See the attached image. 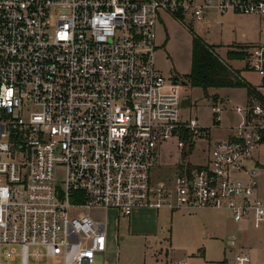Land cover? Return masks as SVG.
Wrapping results in <instances>:
<instances>
[{"label": "built area", "instance_id": "1", "mask_svg": "<svg viewBox=\"0 0 264 264\" xmlns=\"http://www.w3.org/2000/svg\"><path fill=\"white\" fill-rule=\"evenodd\" d=\"M210 11L264 18V0H0V264H93L106 231L92 209L225 210L264 227V167L255 160L264 44L246 52L260 82L231 110L241 120L223 128L222 102L211 105L212 128L227 132L215 141L210 128L181 118L183 86L154 64L162 13L201 21ZM193 138L209 144L203 164L152 185L157 147L184 149ZM71 209L86 216L70 218Z\"/></svg>", "mask_w": 264, "mask_h": 264}, {"label": "rangeland", "instance_id": "2", "mask_svg": "<svg viewBox=\"0 0 264 264\" xmlns=\"http://www.w3.org/2000/svg\"><path fill=\"white\" fill-rule=\"evenodd\" d=\"M213 13L209 14L210 18ZM260 19L263 23H259L257 18L247 19L244 29L221 25L216 21L204 24V21H196L190 15L181 16V20L164 15L162 24L156 28L155 67L166 79L180 75L178 77L183 81L182 77L190 72L192 36L206 43L204 34L208 32V39L214 40L215 49H218L217 45L221 46L219 51H215L218 57L230 67L241 70L245 78L256 85L258 76L245 69L246 58L227 60L225 51L234 42L247 43L248 47L242 48L244 52L251 48L249 46L264 44V18ZM213 92L226 96L225 103H222L225 111L220 117L221 127L239 122L242 114L231 110L244 108L245 90L220 88ZM208 93L205 98L200 88H191L188 84L183 86L180 92V116L185 120L195 119L200 126L210 128L211 139L215 141L223 138L227 132L221 128L212 129L210 107L213 104L211 100L216 96L209 90ZM192 141L184 149L178 148L176 141L163 142L157 147L156 162L150 171L152 185L170 179L184 164H203L209 144L201 138H193ZM259 151L260 161L264 164V146ZM63 181L64 171L57 169L56 185L62 186ZM260 183V192L264 194V180L261 179ZM83 216L86 213L82 210L71 209L69 212L70 218ZM89 216L106 225V249L103 254L96 255L93 264H103V256L114 264H179L182 261L187 264H222L223 261L235 264L237 254L248 255L250 264H264V227L251 218L235 222L225 210L157 211L141 208L133 210L129 217H123L115 210L92 209ZM229 238L233 239V244H229ZM29 264H58V261L45 259L41 262L30 261Z\"/></svg>", "mask_w": 264, "mask_h": 264}, {"label": "trees", "instance_id": "3", "mask_svg": "<svg viewBox=\"0 0 264 264\" xmlns=\"http://www.w3.org/2000/svg\"><path fill=\"white\" fill-rule=\"evenodd\" d=\"M174 17L181 20L179 15ZM226 56L229 60H244L247 55L244 51H232ZM182 78L191 88H200L205 98L208 96V90L214 88H245L248 96L253 94V89L240 77L239 72L219 58L214 47L195 35L192 36L190 72ZM191 148L192 146L189 150ZM188 167L192 168L189 164Z\"/></svg>", "mask_w": 264, "mask_h": 264}, {"label": "crops", "instance_id": "4", "mask_svg": "<svg viewBox=\"0 0 264 264\" xmlns=\"http://www.w3.org/2000/svg\"><path fill=\"white\" fill-rule=\"evenodd\" d=\"M211 13H213V12H208V13H206L205 14V16H204V18L201 20V21H204V24H208V23H211V22H214V21H216V22H218V23H220L221 25L222 24H225V25H229V26H231V27H234V28H236V27H241V28H244L245 29V26H244V23H246V22H248L247 21V19H258V22L259 23H263V21H262V19H260V18H262V17H253V16H244V15H236V14H233V13H226V14H218V13H213L212 15H211V18H210V15L209 14H211ZM164 15H168V16H170L169 14H165V13H162L161 15H160V25L162 24V22H163V16ZM175 18V17H174ZM209 35V33L208 32H206L205 34H204V36L206 37V44L207 45H210V46H212V47H214L215 48V42H214V40L213 39H211V38H209L208 39V36ZM246 44L247 43H243V42H234V44H232L231 46H229L228 47V49L225 51V54H227L228 52H234V51H242V48H244L245 46H246ZM256 45H261V44H256ZM218 46V49H215V51H219L220 49H221V46L220 45H217ZM246 47H248V46H246ZM249 47H252V46H249ZM247 51H245V53H246ZM246 55H247V53H246ZM226 59H227V56H226ZM227 60H229V59H227ZM232 60V59H231ZM232 69H234V70H237V69H235V68H233V67H231ZM245 69L246 70H249V68H248V66H247V63H245ZM238 72H239V75H240V77L242 78V79H244L250 86H251V88L253 89V88H255V87H257L258 86V84H259V82H260V79H259V77H258V82H257V84L255 85V84H252L251 82H249L246 78H245V76L243 75V73H241L240 71L241 70H237ZM249 71H251V70H249ZM252 72V71H251ZM254 73V72H253ZM257 75V74H256ZM178 76H180V75H178ZM178 76H175V77H178ZM178 79L180 80V78L178 77ZM181 81V80H180ZM220 88H214V89H209V92L211 91L213 94H214V96H216L215 98H214V100L212 99L211 101V104L212 103H216V102H224L225 103V101H226V96H221V95H219L218 93H214L213 91H217V90H219ZM221 89H225V88H221ZM233 89H236V88H233ZM244 90H245V92H246V102L248 101V99H249V96L247 95V91H246V89L245 88H243ZM208 95H209V93H208ZM218 96V97H217ZM246 104V103H245ZM212 129H216V128H212ZM225 130V129H224ZM210 141H214V140H212L211 139V131H210ZM263 146V145H262ZM261 147V146H260ZM259 147V148H260ZM260 156H261V154H260V151H259V149L256 151V153H255V160L257 161V163L261 166V167H264V164L263 163H261V161H260ZM264 175V172H261V176H259V182H260V180L262 179V181L264 180L263 179V175ZM260 187H261V183H260ZM260 194H261V196H263L264 197V194H262L261 192H260ZM146 209V208H145ZM206 210V209H205ZM157 211H159V210H157ZM105 231H106V225H105ZM231 241L229 242V244H233V239L232 238H229ZM171 247V246H170ZM107 252V251H106ZM166 255H168V251H166ZM156 261V260H155ZM185 263V264H187L185 261H182V263ZM103 264H114L113 263V261H107V260H105V256H103ZM192 264H196V263H192ZM198 264H200V263H198ZM222 264H227V261H223V263Z\"/></svg>", "mask_w": 264, "mask_h": 264}, {"label": "water", "instance_id": "5", "mask_svg": "<svg viewBox=\"0 0 264 264\" xmlns=\"http://www.w3.org/2000/svg\"><path fill=\"white\" fill-rule=\"evenodd\" d=\"M172 81L174 82V83H177V82H179L182 86H186L187 85V83L185 82V81H180L178 78H176V77H173L172 78Z\"/></svg>", "mask_w": 264, "mask_h": 264}]
</instances>
